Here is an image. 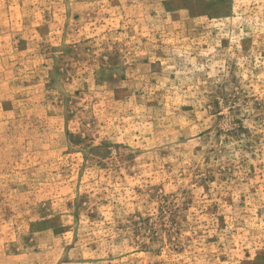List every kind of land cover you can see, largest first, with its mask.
<instances>
[{
	"label": "rangeland",
	"instance_id": "obj_1",
	"mask_svg": "<svg viewBox=\"0 0 264 264\" xmlns=\"http://www.w3.org/2000/svg\"><path fill=\"white\" fill-rule=\"evenodd\" d=\"M0 264H264V0H0Z\"/></svg>",
	"mask_w": 264,
	"mask_h": 264
}]
</instances>
